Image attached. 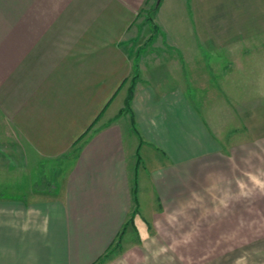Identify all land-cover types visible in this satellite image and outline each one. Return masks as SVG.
I'll use <instances>...</instances> for the list:
<instances>
[{
	"label": "crops",
	"instance_id": "0c3cea01",
	"mask_svg": "<svg viewBox=\"0 0 264 264\" xmlns=\"http://www.w3.org/2000/svg\"><path fill=\"white\" fill-rule=\"evenodd\" d=\"M152 1L0 0V264H264V0Z\"/></svg>",
	"mask_w": 264,
	"mask_h": 264
},
{
	"label": "rangeland",
	"instance_id": "374dc122",
	"mask_svg": "<svg viewBox=\"0 0 264 264\" xmlns=\"http://www.w3.org/2000/svg\"><path fill=\"white\" fill-rule=\"evenodd\" d=\"M160 2H161V0L158 3H157V0H153L152 2H149L148 4L151 6L150 7V12L147 11L149 9L147 8V2H146L144 4V8H143L144 10H142V11H146L147 14L152 16L153 7L155 5L158 6L160 4ZM179 3H181V0H171L169 4H171V5L173 4L174 5V4H179ZM161 4H162L161 10H163L162 8H164L168 4V1L164 0ZM145 5H146V7H145ZM173 14H174V12H172L170 14V17H171V20L174 22L175 18L173 16ZM188 14H189V12H188ZM189 15H190V18L187 15L186 19H185L187 25H186L185 28L180 30V33H182V37H184V35L186 33L187 34V38L191 39V38H193L194 33H193V30H191L190 27H189L190 26V22H192V16H191V14H189ZM151 21H152V17H151ZM195 52H196V50L192 48V51L190 52V54H194ZM196 53H199V54L202 53V56L205 58V53L203 52V49L200 48L199 51H197ZM209 57H210V55H209ZM210 59L211 58H208L207 63L208 64L209 63L212 64V71H210V70H208L206 68L205 72L202 71V70H200V72H199V69H197L198 70L197 73L202 74L201 76H206V75L208 76V78H206V79H210V77H209L210 76V72H211V74L215 73L216 72L215 69L217 70L219 68V65L225 64L224 60H222V63H221V60L215 59L214 57H213L212 60H210ZM189 75H190V72H189V69H188V66H187L186 76H187L188 90L190 91V95L192 96V98L195 97V99H197L198 97L204 96L207 99L206 107L203 108L202 111L206 113L208 121H209V126L212 129V131L214 133L220 134L222 136H224L225 134H228V133H233V136H234V138H237L236 139V141H237L238 140L237 136H240V134L243 133V130L241 129V125H239L238 123L235 122L236 117L234 115H233L234 123H232V121L231 122L229 121V120H232V118L229 117L227 112H229L231 114L230 111H233V104L234 103H239L236 100H238L240 98L242 93H239L236 90H234L232 92H228L227 90H225L224 87H220L219 91L218 92H214L213 94H210V93L206 94L205 93V95H204V94H199L198 92L196 94L197 90L194 89L193 87H191V85H190V82H189V79H188ZM198 76H199V74H198ZM213 79H215L218 82V81H221V80H225L226 78L221 77V76H214ZM219 84H223V83L219 82ZM216 90H218V88H216ZM119 94H120V92H119ZM126 96H127V94H126ZM231 97L232 98L234 97L235 99L231 100ZM123 108H125V107H123ZM235 135H237V136L235 137ZM223 142H224V145L225 144H230V141L227 142V141L224 140ZM10 175H11V177H9ZM18 179L19 178H18V174L17 173L16 174H8V182L7 183H5L3 181H0V182L1 183L3 182L5 184H7V186H8V184L9 185L11 184L12 190L14 191V189H17V186L19 184L18 183V181H19ZM9 189H10V186H9ZM263 191L264 190H261V193ZM244 223H246V222H243V221H236L235 222V225H236V237L234 239H235L236 249H240L242 247H245L246 244H249V243L252 245L251 240H253V239H257L258 240L259 239V234H261L263 232V229L261 227V224L263 222L251 221L250 222L251 225L249 227L250 231L247 230V229H244V228H240V226H242ZM238 227L240 229H237ZM249 238H251V239H249Z\"/></svg>",
	"mask_w": 264,
	"mask_h": 264
},
{
	"label": "trees",
	"instance_id": "16d2710c",
	"mask_svg": "<svg viewBox=\"0 0 264 264\" xmlns=\"http://www.w3.org/2000/svg\"><path fill=\"white\" fill-rule=\"evenodd\" d=\"M157 7V5H155L154 7H153V9H152V11L155 9ZM147 19H149L150 21H151V16L149 17V18H147ZM156 28V26H154V29ZM136 78H137V76L136 75H134L133 77H132V82H131V84H130V86L128 87V90H127V96H126V98H125V102H124V107L125 108H123V109H121L120 110V112L119 113H123V112H128L129 113V115H130V119H131V127H132V130L136 133V134H138V131H137V129H136V127H135V123H134V118H133V113H132V111H131V109H130V101H131V99H132V96H133V89H134V82H135V80H136ZM91 127V126H90ZM85 133V132H84ZM139 135V134H138ZM142 143V140H141V138H140V144ZM136 159H137V161H136V165H138L139 163H140V155H139V149L137 148V150H136ZM134 192H135V190H134ZM105 257V255L101 258V259H103Z\"/></svg>",
	"mask_w": 264,
	"mask_h": 264
},
{
	"label": "water",
	"instance_id": "95a60500",
	"mask_svg": "<svg viewBox=\"0 0 264 264\" xmlns=\"http://www.w3.org/2000/svg\"><path fill=\"white\" fill-rule=\"evenodd\" d=\"M160 0H157V3L159 2Z\"/></svg>",
	"mask_w": 264,
	"mask_h": 264
}]
</instances>
